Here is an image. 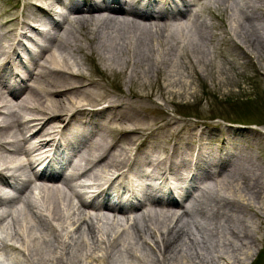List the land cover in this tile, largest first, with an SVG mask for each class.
Instances as JSON below:
<instances>
[{"label": "bare ground", "instance_id": "obj_1", "mask_svg": "<svg viewBox=\"0 0 264 264\" xmlns=\"http://www.w3.org/2000/svg\"><path fill=\"white\" fill-rule=\"evenodd\" d=\"M18 1L0 21V264L254 261L264 133L165 107L202 102L211 75L235 91V65L264 84V0ZM257 88L244 105L264 108Z\"/></svg>", "mask_w": 264, "mask_h": 264}, {"label": "rangeland", "instance_id": "obj_2", "mask_svg": "<svg viewBox=\"0 0 264 264\" xmlns=\"http://www.w3.org/2000/svg\"><path fill=\"white\" fill-rule=\"evenodd\" d=\"M22 1V0H21ZM18 3H20L18 0H1L0 6H2L3 10L0 11V13L9 14L7 12L13 13V12H19V6ZM17 5V9L14 8ZM206 17L205 19L211 20V16L209 13H205ZM2 19H10V15H4ZM216 22H218L216 20ZM223 48V47H222ZM220 48V45L218 46V53H216V61L217 63L221 64L222 60L224 62L223 56L226 55L227 57V51ZM221 49V50H220ZM220 50V51H219ZM231 77L235 78L237 83H239V86L235 89V91L228 90L229 87L227 85H224L222 83H218L216 78V75H211L208 80L206 81L207 87L206 90H209L212 93H216L217 95H223L226 97H238L237 103L239 105H235L234 103H231L232 106L229 104H225L224 102H220L219 100H215L212 98L209 94H204V88H198L197 90V96L202 97V102L191 104L190 106H168L165 107L167 112H169L170 118L178 121H186L187 123L195 124L196 126H199L201 128H205L209 125H214L215 123H218L219 121H232L237 122L241 124H245L250 129H256L260 132L264 133V108L260 107V102L256 101L254 104H250L248 106L243 104V100L241 99L243 95H241L244 91L245 93H252V88L254 86L261 87L264 86L262 82L258 80L254 76V83L252 82L251 77H253V74H250V72H246V70L242 67V65H235L233 66V71L231 72ZM247 75V76H246ZM250 77V79H249ZM31 84V82H28ZM221 90V91H220ZM258 90V91H257ZM258 92V93H257ZM253 94V93H252ZM255 95L259 96V89H255ZM187 116V117H185ZM164 136V133L159 132V137L162 138ZM181 136L183 134L181 133ZM179 141V139L177 138ZM256 140V139H255ZM254 146V147H253ZM251 148L253 150H257L259 152L258 156L264 161V138H261V140H257V142H254L252 144ZM256 206L260 208V210L264 211V204L257 203ZM264 213V212H263ZM260 250L261 252L258 257L254 261H247L246 264H264V237L260 244ZM258 252V253H259ZM13 264L11 261L6 260L5 257L1 259V264Z\"/></svg>", "mask_w": 264, "mask_h": 264}]
</instances>
